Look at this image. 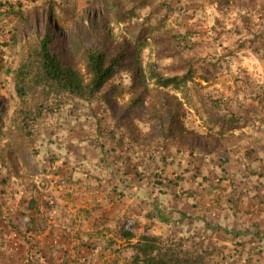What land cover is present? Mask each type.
I'll use <instances>...</instances> for the list:
<instances>
[{
    "label": "rangeland",
    "instance_id": "rangeland-1",
    "mask_svg": "<svg viewBox=\"0 0 264 264\" xmlns=\"http://www.w3.org/2000/svg\"><path fill=\"white\" fill-rule=\"evenodd\" d=\"M17 1L24 6L23 32L10 62L54 29L55 44L82 73L83 41H92L94 34L117 51L148 28L145 17L151 11L130 26L107 11L111 0H78L67 6L70 12L47 0ZM154 6L162 7L160 17L168 12L169 19L136 49L138 89L132 87L131 73L118 76L105 98L77 103L49 120L37 131L36 145L17 132L14 84L0 75V264H24L29 245L9 224L25 230L30 217L38 221L27 236L40 264H130L132 252L118 228L126 217L139 220L135 243L157 208L170 222L155 220L153 233L187 239L190 246L210 252V264H264L261 242L229 235L259 227L264 233V177L259 175L264 166V43L255 36L264 29V14L258 12L264 0H162ZM181 34L188 39L177 47ZM253 40L262 53L253 51ZM151 64L169 76L192 67L194 104L198 96L231 100L243 129L214 145L197 110L185 105L178 92L166 93L183 103L179 117L170 121L180 128L172 135L149 109L132 110ZM206 70L210 78L205 82ZM145 83V97L154 99L159 90ZM118 86L123 94L111 93ZM10 150L18 152L14 163L3 157ZM159 177L184 181L178 188L159 187ZM242 240L246 250L239 245Z\"/></svg>",
    "mask_w": 264,
    "mask_h": 264
},
{
    "label": "trees",
    "instance_id": "trees-1",
    "mask_svg": "<svg viewBox=\"0 0 264 264\" xmlns=\"http://www.w3.org/2000/svg\"><path fill=\"white\" fill-rule=\"evenodd\" d=\"M14 1L0 0V75L10 78L14 84L13 99L16 109L13 123L17 132L29 145H36L40 140L37 131L43 128L49 120L62 116L66 108H74L77 103L93 104L105 98L107 87L118 76L131 73L135 82L132 87L138 89L140 73L134 70L133 66L136 60V49L138 46H143L150 31L151 33L161 32L169 19L168 12L164 17H160L162 7L155 8L154 6L162 0H111L107 2V11L114 12L116 21L123 25L134 26V21L140 19L144 11L151 9L145 17L149 26L145 30L141 29L142 32L138 34L134 42L121 44L114 49L117 51H112L111 47L106 46L104 37H96L94 34L92 41H83L82 45H85L82 53L86 73H82L65 58L63 52L55 44L58 36L54 29H49L41 35L23 56L17 57V62H10L9 56L13 54L21 41L24 20V6L21 2ZM47 1L58 3L62 9L70 12L67 6L78 0ZM258 12L264 14V10ZM73 15H76V12H73ZM154 20L155 26H152ZM255 36L264 43V29ZM176 37L177 47L184 45L188 39L187 35L182 34ZM241 48H246L245 44H242ZM252 49L257 54L263 52L256 40H253ZM164 71L158 64L149 65L148 76L144 77V90L141 95L134 98L132 110H139L142 107L149 109L160 120L165 131L172 135L180 128L179 123L172 125L170 121L174 123L179 117L183 103L178 97H171L166 93L178 92L183 95L185 105L197 110L206 129L211 132L208 135L211 136L214 145H218L222 140L227 141L235 137L236 132L243 129V118L231 110V100L198 96L197 103L194 104V97L190 94L191 84L195 83V70L192 67H187L183 74L176 76H169ZM208 75L209 71L206 70L205 82L209 81ZM145 80L153 83L159 90L154 99L148 100L145 97L144 93L149 91ZM124 91L123 87L118 86L112 89L111 93L123 94ZM260 98L264 105V89L261 91ZM123 119L126 117L123 116L118 120V126H121ZM3 157L13 163L19 159L18 152L13 150L4 151ZM263 174L264 166L259 171L261 177H264ZM160 178L156 179V183H160L159 187L178 188L184 181L183 177L165 181ZM30 205L32 208L37 206L34 200L30 202ZM3 215V208L0 206V216ZM148 219L151 222L145 226L143 235L135 243L133 241L142 228L139 220L126 217L118 228L119 236L129 244L127 248L132 252L130 264H210V252L190 246L187 239L163 238L153 233L155 220L160 223L170 222L164 211L157 208L148 214ZM37 222L36 217H30L25 230L14 226L12 222L9 224V227H12L29 245L28 253L23 258L24 264H40L39 255L34 254L30 246V238L27 236L30 230L35 229ZM229 235L243 238V240L257 239L264 248V233H260V227L256 232L238 233L234 231ZM243 240L239 245L246 250Z\"/></svg>",
    "mask_w": 264,
    "mask_h": 264
}]
</instances>
